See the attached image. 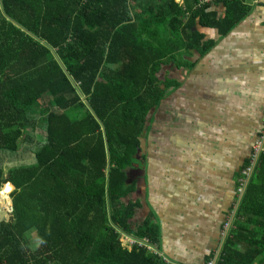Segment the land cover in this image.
<instances>
[{"label": "trees", "instance_id": "trees-1", "mask_svg": "<svg viewBox=\"0 0 264 264\" xmlns=\"http://www.w3.org/2000/svg\"><path fill=\"white\" fill-rule=\"evenodd\" d=\"M201 2L0 0V189L14 188L4 193L12 211L0 222V264H176L155 249L151 214L132 231L128 171L145 158L150 113L177 88L164 64L202 58L214 46L204 29L225 36L249 12L243 0ZM22 142L34 144L33 161L4 173ZM252 155L253 145L237 163L216 264H264V152L246 179ZM120 234L156 254L122 248Z\"/></svg>", "mask_w": 264, "mask_h": 264}, {"label": "crops", "instance_id": "crops-1", "mask_svg": "<svg viewBox=\"0 0 264 264\" xmlns=\"http://www.w3.org/2000/svg\"><path fill=\"white\" fill-rule=\"evenodd\" d=\"M243 2L249 12L227 35L202 31L214 42L202 58L191 53L177 67L170 63L166 77L177 88L170 87L150 113L146 157L129 171L135 182L130 199L139 205L132 231L151 214L159 230L155 249L176 264H203L221 248L235 160L255 144L264 124V0ZM212 11L223 9L214 5ZM156 124L165 130L157 138Z\"/></svg>", "mask_w": 264, "mask_h": 264}, {"label": "rangeland", "instance_id": "rangeland-1", "mask_svg": "<svg viewBox=\"0 0 264 264\" xmlns=\"http://www.w3.org/2000/svg\"><path fill=\"white\" fill-rule=\"evenodd\" d=\"M177 1H179V0H177ZM181 61V59L179 58V56L178 57H176V63L179 65V62ZM170 63L171 64H173V66H174V63L172 62V61H169V62H166L165 64H164V67H166L167 69H166V72H165V74H162V75H165V76H169V74H168V72H169V69L171 68V65H170ZM175 68V67H174ZM176 69V71H175V73H177V72H179V69H177V68H175ZM160 78H161V76H160ZM172 88V87H171ZM169 90H171V89H169ZM44 103V102H43ZM41 105L43 106V104L41 103ZM38 108H39V106L38 105H36L35 107H34V110H36V111H38ZM156 121L157 122H159V124H160V122L161 123H163V121H164V125L163 126H166V124H168V122L167 121H165L163 118H158V119H156ZM158 124V123H157ZM155 125V131H156V133H159V135L157 134L156 136H155V138H157L158 136H161V134H163V133H165L164 131V129L162 128V125L160 126H158V125ZM264 125V124H263ZM157 127H159V128H157ZM166 128V127H165ZM41 129V124L40 123H38L37 124V126H36V131L35 132H37V133H42V131L40 130ZM167 129V128H166ZM262 132H263V130H262ZM38 136H34V138H37ZM40 140H42V137L40 138ZM210 141V139H208V141H205L204 143H203V145H204V147H207L208 146V144L210 143L209 142ZM237 142H241V143H244L243 142V140H239L238 139V141H236V143ZM257 144V142L253 145V147L255 146ZM33 143H29V142H22V145H21V147H20V149L18 150V152L16 153V154H13V155H9L8 157H6L5 159H4V161H3V163H2V167H3V170H4V173H6L7 172V170L8 169H10V168H13V167H17V166H20V165H25V164H29V163H31L32 161H33V156H32V152H31V149L33 148ZM142 146V145H141ZM243 146H245L244 144H243ZM244 153H247L248 151H246V150H244L243 151ZM138 155H140V156H143V154H141V153H138ZM145 157H146V154H145ZM142 160V159H141ZM145 162V161H144ZM237 163H238V159H236L235 160V171H237V168H238V165H237ZM132 169H133V167H132ZM130 171V170H129ZM129 171H128V177L132 174V173H130V175H129ZM138 172L136 171L135 172V174H137ZM139 175H140V173H139ZM6 195V194H5ZM5 195H3V196H5ZM6 197V196H5ZM3 197H0V202L1 203H3V199H2ZM7 198V197H6ZM131 197L129 196V199H130ZM8 199V198H7ZM9 199H10V197H9ZM10 201H11V199H10ZM236 206H237V204L236 205H234L233 206V208H234V211H235V209H236ZM233 208H232V210H233ZM3 210H8L9 211V213H10V215H11V204L9 205V200H8V204L6 205V206H4L3 208H2ZM232 213L230 212V214H229V217L227 218V221L229 222L230 220H232ZM154 216V215H153ZM155 217V216H154ZM226 222V221H225ZM224 222V223H225ZM223 223V224H224ZM222 224V225H223ZM221 225V226H222ZM222 229L225 231V225H223L222 226ZM29 233H32V235H30V237H31V239H33V241L34 242H36L35 241V238H34V236H35V234H34V232L33 231H30ZM122 235V234H121ZM121 235H119V237H121ZM124 235V234H123ZM126 236V235H125ZM125 239L126 238H123V237H121L120 239H119V241L120 242H122L121 240H123V243L125 242ZM127 244V243H126ZM156 248V247H155Z\"/></svg>", "mask_w": 264, "mask_h": 264}, {"label": "built area", "instance_id": "built-area-1", "mask_svg": "<svg viewBox=\"0 0 264 264\" xmlns=\"http://www.w3.org/2000/svg\"><path fill=\"white\" fill-rule=\"evenodd\" d=\"M209 0H202L201 3H205ZM264 127V125H263ZM261 152H264V129H263V132H261V137H260V140L257 142V144L253 147V155L251 157V161H250V165L245 168L243 171H242V175L247 179L251 172H252V169L256 163V159L259 155V153ZM247 181V180H246ZM245 181V182H246ZM241 182V180H240ZM242 183V182H241ZM243 189V188H242ZM242 189H239V192L241 193L242 192ZM225 231L228 229L229 230V227H230V223L229 222H226L225 224ZM227 230V231H228ZM121 235V234H120ZM121 237L123 238H126L125 239V242L123 243V240H121L122 242H120V245L122 248L124 249H128L130 250L132 248V246L134 245H138L139 247H143L145 249H147L148 251L152 252L153 254H156V251L154 249L153 246H151L147 240H145L144 238L143 239H137V238H133V237H128V236H125V235H121ZM119 237V239L121 238ZM127 243V244H126ZM219 251L214 253V257L211 258L206 264H216V258H217V255H218Z\"/></svg>", "mask_w": 264, "mask_h": 264}, {"label": "water", "instance_id": "water-1", "mask_svg": "<svg viewBox=\"0 0 264 264\" xmlns=\"http://www.w3.org/2000/svg\"><path fill=\"white\" fill-rule=\"evenodd\" d=\"M13 190H14V188L10 185V183H6L0 189V194L7 193V192L11 193ZM10 204H11V201H10ZM11 211H12V209H11ZM9 219H10L9 211L8 210H3L0 207V222L3 221V220L7 222V221H9Z\"/></svg>", "mask_w": 264, "mask_h": 264}, {"label": "bare ground", "instance_id": "bare-ground-1", "mask_svg": "<svg viewBox=\"0 0 264 264\" xmlns=\"http://www.w3.org/2000/svg\"><path fill=\"white\" fill-rule=\"evenodd\" d=\"M0 195H5L4 193H2V194H0ZM6 196V195H5ZM7 197V196H6ZM8 198V197H7ZM8 200H9V198H8ZM9 205H10V200H9Z\"/></svg>", "mask_w": 264, "mask_h": 264}]
</instances>
